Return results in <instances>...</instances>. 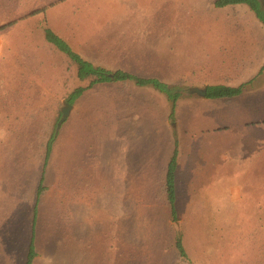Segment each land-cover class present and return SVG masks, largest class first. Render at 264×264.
Masks as SVG:
<instances>
[{"label":"rangeland","instance_id":"rangeland-1","mask_svg":"<svg viewBox=\"0 0 264 264\" xmlns=\"http://www.w3.org/2000/svg\"><path fill=\"white\" fill-rule=\"evenodd\" d=\"M215 1L0 0V179L36 183L43 171L52 181L160 179L175 139H193L198 127L194 105L180 97L173 104L149 84H136L143 93L134 100H97L112 93L110 83L76 100L57 129L66 96L88 81L80 82L75 65L46 41L47 28L95 66L155 81L172 94L187 95L192 84L215 80L217 71L241 69L244 78L256 77L252 86L264 102V69L256 71L264 61V27L245 5L217 8ZM233 23L236 35L226 42L229 49L223 43L225 56L214 53L216 33ZM55 128L58 160H48V134ZM232 130L238 135L221 145L219 158L204 157L214 171L198 174L248 187L223 203L229 217L178 220L189 250L180 258L184 264H264V184L258 185L264 138L248 136L264 129Z\"/></svg>","mask_w":264,"mask_h":264},{"label":"crops","instance_id":"crops-1","mask_svg":"<svg viewBox=\"0 0 264 264\" xmlns=\"http://www.w3.org/2000/svg\"><path fill=\"white\" fill-rule=\"evenodd\" d=\"M226 26L230 31L221 30L215 35L214 53L222 52L224 56V47L230 48L226 42L230 44L236 35L232 30L235 23ZM233 56L232 53V60ZM259 69H264V61L263 65H257L256 71ZM216 75L215 80L211 77L202 85L192 84L187 95L178 93L180 99L186 98L183 101L194 105L198 127L193 139L177 137L170 154L171 159L176 152L173 213L165 180L170 160L167 167H160V171L164 170L162 178L145 181L68 177L52 181L45 179L44 171L36 183L0 179V264H184L175 244L176 236L185 234H180L178 220L229 217L223 203L228 197L244 196L241 189L248 187L243 181L228 185L226 181L198 174L213 170V165L205 161L206 153H210V161L214 155L219 158L224 151L221 145H228L230 137L238 135L232 128L264 129V102H259L258 87L252 86L256 77L244 78L246 71L241 69L217 71ZM234 80L237 85H233ZM111 83L112 93L99 94L97 100L125 102L143 93L131 80ZM104 84L110 83L96 85ZM208 86L242 87V90L238 95L216 99L188 93L192 88L206 90ZM166 121L171 122L170 117ZM262 131L253 130L248 136L258 142L264 138ZM58 132L55 128L48 134L45 159L58 160L55 147ZM67 180L72 182H62ZM263 184L264 181L258 185ZM183 238L181 243L187 257L189 250Z\"/></svg>","mask_w":264,"mask_h":264},{"label":"trees","instance_id":"trees-1","mask_svg":"<svg viewBox=\"0 0 264 264\" xmlns=\"http://www.w3.org/2000/svg\"><path fill=\"white\" fill-rule=\"evenodd\" d=\"M214 5L217 8H224L232 5H245L264 26V9L260 4L259 0H216L214 2ZM4 27L5 26H1L0 30L3 29ZM44 35L48 43L52 44L64 55H66L67 58L71 61V63L75 65L77 79L80 82L88 81L86 87H78L74 89L66 97V102L71 105L74 104L78 98H80V96L84 91L90 89L96 84L111 83L115 81H125V80L134 81L137 85H141V86L147 84L152 85L158 90H160L162 93H165L166 96L169 98V100L173 102V104L180 97L179 94H175V93L172 94L169 88H167L164 85L162 86L161 84L155 81H145L121 71L110 72L105 68L95 66L89 61L82 59L77 53H75L71 48H69V46L59 36L54 34L48 28L44 30ZM241 90L242 87L229 88L224 86H208L206 87V97L214 98V99L228 98L238 95L241 92ZM175 167H176V152L174 151L165 174L168 202L172 208V213H173V203H174L173 179H174ZM175 244L180 257L185 259L186 254L182 247L180 235L176 236Z\"/></svg>","mask_w":264,"mask_h":264},{"label":"water","instance_id":"water-1","mask_svg":"<svg viewBox=\"0 0 264 264\" xmlns=\"http://www.w3.org/2000/svg\"><path fill=\"white\" fill-rule=\"evenodd\" d=\"M261 4L264 5V0H259ZM188 93L189 94H196L197 96H201V97H205L206 95V90L205 89H196V88H192L190 90H188ZM72 108V105L67 103V102H64L63 103V107L61 108V117L57 123V129L60 128L61 124L66 120V118L68 117L69 113H70V110Z\"/></svg>","mask_w":264,"mask_h":264}]
</instances>
